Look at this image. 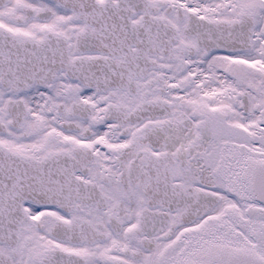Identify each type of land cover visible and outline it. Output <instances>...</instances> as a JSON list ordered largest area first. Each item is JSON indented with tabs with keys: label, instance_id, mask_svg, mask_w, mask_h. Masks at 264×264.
<instances>
[{
	"label": "snow or ice",
	"instance_id": "1",
	"mask_svg": "<svg viewBox=\"0 0 264 264\" xmlns=\"http://www.w3.org/2000/svg\"><path fill=\"white\" fill-rule=\"evenodd\" d=\"M0 264H264V0H0Z\"/></svg>",
	"mask_w": 264,
	"mask_h": 264
}]
</instances>
